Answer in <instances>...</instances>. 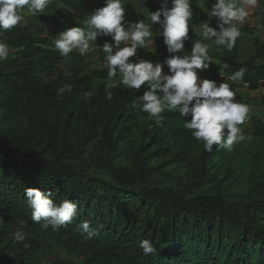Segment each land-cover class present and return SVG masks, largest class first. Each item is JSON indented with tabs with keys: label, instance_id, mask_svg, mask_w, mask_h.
<instances>
[{
	"label": "trees",
	"instance_id": "trees-1",
	"mask_svg": "<svg viewBox=\"0 0 264 264\" xmlns=\"http://www.w3.org/2000/svg\"><path fill=\"white\" fill-rule=\"evenodd\" d=\"M97 3L105 6V0H50L34 23L24 21L0 36L10 48L0 63V264H264V116L252 112L245 122L251 123V140L230 152L217 145L207 152L183 126L191 117L165 111L156 124L131 108L147 85H120L106 99L108 70L91 68L88 54L75 50L62 57L44 34L47 25L61 32L83 26L63 25L50 12L58 5L85 12ZM191 10L184 42L189 53L200 24H217L200 0H191ZM141 19L150 23L147 11H131L127 22ZM105 42L111 37H98L96 45ZM239 43L231 51L220 47L217 56L229 67L217 66L245 68L243 82L252 90L262 78L255 64L264 47L240 62ZM148 44L137 49L139 59L154 64L170 55ZM227 82L234 91L236 82ZM65 84L72 91L58 97ZM86 92H92L90 99ZM244 181L245 191L236 192ZM26 188L56 203H76V218L58 230L34 223ZM84 221L91 238L79 227ZM17 230L25 233L23 242L14 241ZM141 239L156 251L144 255Z\"/></svg>",
	"mask_w": 264,
	"mask_h": 264
},
{
	"label": "clouds",
	"instance_id": "clouds-1",
	"mask_svg": "<svg viewBox=\"0 0 264 264\" xmlns=\"http://www.w3.org/2000/svg\"><path fill=\"white\" fill-rule=\"evenodd\" d=\"M49 3L50 0H0V36L24 21L22 10L25 7L35 17L43 13ZM256 5L257 0H216L210 11L205 9L209 18L216 19V27L210 26V21L201 23L200 38L193 43L190 53L184 51V42L189 39V22L193 15L191 0H171V7L169 0H161L159 10H147L150 23H145L143 19L125 22L122 0H105L104 7L94 10L81 21L83 26L66 29L54 36L53 45L62 57H68L74 50L85 56L100 48L96 45L98 37H111L112 42H105L99 49L108 70L104 84L106 99L111 100V90L120 85L136 90L147 85L143 95L132 100L133 110L139 108L152 117L156 124L162 122L164 117L161 113L165 111L179 112L184 118L191 117L190 121H184L183 126L191 131L195 140L203 142L207 152L213 151V145L230 152L235 144L251 140L240 127L250 119V106L247 105L250 100L245 104L242 100L264 87V74L258 66V62L264 58L256 61L255 67L262 71V78L259 84H255L256 88L251 90V84L243 82L246 69L240 68L236 72L233 68L221 70L217 65L223 64L219 58L217 61L212 60L210 45L203 41H211L218 51L221 46L231 51L242 36L240 26L247 22L249 10ZM155 24L162 28L157 36L163 37L166 46L161 51L167 50L170 55L163 62L154 60L153 64L139 59L136 53L137 49L146 47V42H152V25ZM9 56V45L0 39V63ZM131 57L135 62L129 59ZM165 65L167 74L163 72ZM223 67L228 68L229 65L225 63ZM227 81L236 82L234 91ZM71 91L72 85L65 84L57 90V96ZM91 97L92 92L85 93V98ZM25 196L32 210V221L37 224L43 221L42 227L45 229L51 227L58 230L70 224L78 214L77 204L69 199L56 203L35 188H26ZM2 224L3 219L0 218ZM79 227L88 234V238L94 234L88 221L82 222ZM13 239L23 242L25 233L17 230ZM139 247L144 255L156 251L148 239H141Z\"/></svg>",
	"mask_w": 264,
	"mask_h": 264
},
{
	"label": "rangeland",
	"instance_id": "rangeland-1",
	"mask_svg": "<svg viewBox=\"0 0 264 264\" xmlns=\"http://www.w3.org/2000/svg\"><path fill=\"white\" fill-rule=\"evenodd\" d=\"M212 1L215 0H200L201 8L204 11V13H206L205 9L206 8L208 9V6ZM169 2L171 3V0H169ZM122 3L124 4L125 7V22H127V20L130 18L131 11H147V10L157 11L160 9L161 6V0H122ZM99 8H100L99 3H97L94 6H91V4H89L88 9L85 12H73L65 8H62L61 5H58L57 8L50 10V12L54 11L57 17L59 18V21L63 25L68 26L76 22H81L84 18L87 17V15H90L94 10ZM263 15H264V2H260L257 0V5L249 10V18L247 22L240 26L242 32V36L239 38L240 47L238 50V60L240 62L247 61L250 56H254L256 54L259 48H261L262 46L264 47V16ZM32 17L33 16L28 13L24 17V21L34 23L35 19H33ZM208 21H210V24L212 23L211 20ZM245 28L250 29V34L243 32ZM60 32L61 31L49 25L44 27V34L49 36L52 40L54 39V36L58 35ZM157 32H162V28L160 26H157L155 28V32L153 33V37L151 40L152 42L149 43V47L154 46L153 52H155L156 50H159L161 52V50L166 49V46L163 43V37L157 36ZM203 42L208 43L206 41ZM208 44L210 45L209 55L211 56L212 60L217 61L218 50L215 48L213 44L210 43ZM99 49L102 48H98V50L96 51L89 52L87 58L91 61V68L107 70V67L103 64L104 58L103 55L99 52ZM184 51H187L185 47H184ZM178 54H182V53H178ZM213 54L214 57H212ZM129 59L131 61L135 60L133 57ZM163 72L165 74L168 73V68L166 65L163 68ZM215 82L218 83V80H215ZM247 100H250L249 104H247L250 106L249 115H251L252 112H259L262 116H264V87L260 88L255 94L249 95L248 98H243L242 103L245 104ZM241 128L246 133V135L250 137L249 130L251 128V123L243 124ZM247 185H248L247 182L244 181L242 185L236 189V192L245 191V187ZM44 263L48 264L49 260L45 259Z\"/></svg>",
	"mask_w": 264,
	"mask_h": 264
},
{
	"label": "built area",
	"instance_id": "built-area-1",
	"mask_svg": "<svg viewBox=\"0 0 264 264\" xmlns=\"http://www.w3.org/2000/svg\"><path fill=\"white\" fill-rule=\"evenodd\" d=\"M258 66H259V68L262 69L263 74H264V60H260V61L258 62Z\"/></svg>",
	"mask_w": 264,
	"mask_h": 264
}]
</instances>
